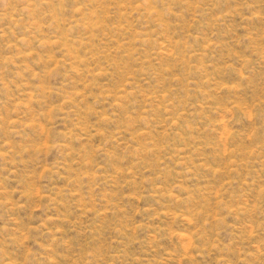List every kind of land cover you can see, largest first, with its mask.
<instances>
[{
  "label": "rangeland",
  "instance_id": "374dc122",
  "mask_svg": "<svg viewBox=\"0 0 264 264\" xmlns=\"http://www.w3.org/2000/svg\"><path fill=\"white\" fill-rule=\"evenodd\" d=\"M0 264H264V0H0Z\"/></svg>",
  "mask_w": 264,
  "mask_h": 264
}]
</instances>
